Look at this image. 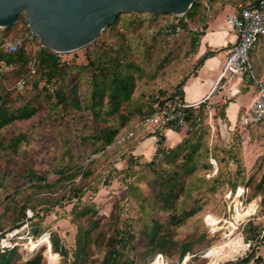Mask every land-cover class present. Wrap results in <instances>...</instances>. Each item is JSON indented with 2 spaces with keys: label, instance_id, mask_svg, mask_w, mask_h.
<instances>
[{
  "label": "trees",
  "instance_id": "trees-1",
  "mask_svg": "<svg viewBox=\"0 0 264 264\" xmlns=\"http://www.w3.org/2000/svg\"><path fill=\"white\" fill-rule=\"evenodd\" d=\"M248 1L254 3L256 0ZM210 3L211 0H196L180 17L171 13H121L87 44L90 46L86 54L87 62L74 64L75 70L71 64L61 59L59 53L42 46L38 38L34 42L23 41L22 47L15 51L4 50L3 45L7 40L30 32L23 15L11 26L0 28V161H10L16 154L19 158L17 169L10 172L12 178L9 182L13 190L6 195L8 202L0 212V218H4L14 211L10 218H6V221L10 219L8 230L2 231L0 225V264H44L43 247L24 257L19 244L15 243V234L11 236V246H1V239L9 229L21 226L34 239L41 236L45 232L41 209L47 210L45 204L50 201L47 193L58 192V197L65 198L66 201L73 198L79 200L85 182L94 180V175L99 173L97 170L104 166L101 162L104 157L123 148L133 151L139 139L138 132L134 131L132 136L118 141L120 135L156 112L165 100L174 98L183 101L184 80L171 84L164 78L173 76L175 68L172 62L181 51L182 39L189 38L190 47L195 45L197 37L194 30L197 28L193 29V26L203 20L210 10ZM145 20L156 23L157 26L152 34L154 37L152 36L150 44H145L141 55L146 56V59L152 58L151 51L155 46L157 61L149 64L132 56L135 54V47L126 33L129 25L139 28ZM166 24H170L173 29L179 26L180 34L171 37L163 33L161 28ZM210 54L211 52L202 54L193 64V69ZM19 80H23L21 87L16 85ZM81 82L85 86L80 85ZM205 108V104L186 108L184 120L187 126H191V130L185 128L187 135L172 146L158 147L157 152L163 156L159 159L160 164H168L169 168L163 166L157 170L153 167L155 160H158L156 157L145 164L152 167L153 173L159 178L153 198L156 201L155 209L166 214L165 224L152 219V226L143 224L137 235L130 231V220L122 222V226L117 221L100 225L101 220L95 218L96 210L92 204L74 205L72 221L77 224V232L71 252L62 246L60 237L53 232L49 234L51 248L47 244V249L60 256L63 264H149L158 253L170 259L175 257L173 261L178 264L186 257L184 264H190L192 260L200 261L197 264H205L208 256L203 255V252L211 245L212 237H208L205 231L182 239L175 237L177 227L202 210L197 197L216 192L225 183L231 187L232 192L243 186L241 197L245 202L264 193V171L254 183L249 176L246 182H240L241 185L238 186L236 180L231 181L225 176L222 166L228 162V158L238 164L239 160L231 148L224 150L227 154L225 159L213 154L215 146L208 147L203 138L204 132L200 130V134L195 135ZM41 111L45 113L42 118L38 116L37 119L44 123L41 125L44 126L43 131L49 132L48 127L51 129L53 125L51 131L62 135L61 141L66 151L61 156L66 154L71 161L74 156L77 158L67 168H55L59 175L52 182L48 180L46 172H38L37 168L24 161L25 151L20 150V143L25 140V136L21 133L14 136L2 133L13 122L29 119L33 115H39ZM73 111L77 114L72 115ZM219 116L223 117L221 111ZM68 120H78L79 124L74 129L75 134L71 136L66 135V131L62 129ZM253 127L254 125L250 126L249 134L254 137L256 127ZM66 129L70 131V128ZM190 131L192 133L189 134ZM161 139L163 138L160 137ZM132 155L128 154L126 159L129 165L135 162ZM209 157L216 161L218 167L214 175L206 178V173L212 170ZM237 166L236 173L239 176L241 170L239 164ZM242 167L245 168L244 164ZM6 174L7 171L0 176V188L5 186ZM76 176H79V182L74 181ZM127 192L145 200L143 191L137 184H130ZM177 194L184 196L180 205L177 203ZM260 202L264 208V197H261ZM246 223L242 228L245 232L243 240L251 243L250 249L245 256L226 264H247L250 260L254 264H264V256L254 254L261 229L251 223L247 226ZM49 259L50 255V264Z\"/></svg>",
  "mask_w": 264,
  "mask_h": 264
},
{
  "label": "rangeland",
  "instance_id": "rangeland-1",
  "mask_svg": "<svg viewBox=\"0 0 264 264\" xmlns=\"http://www.w3.org/2000/svg\"><path fill=\"white\" fill-rule=\"evenodd\" d=\"M129 27L126 29V33L130 40H132L134 44L133 46L135 47V54H132V56H135L142 61H146L148 64L157 61L155 46L151 51L152 58L146 59V56H141L143 55V47L145 44H150L152 40V34H154L157 27L156 23L147 22L145 20L139 28H135V25L130 28ZM122 30L124 31L125 28H122ZM89 49L90 46L87 45L73 51L61 52L59 54L62 60H65L73 67L74 64L79 65L87 62L86 54ZM73 68L74 70L76 69L75 67ZM171 78L178 77L174 75ZM80 85L85 86L83 82H81ZM218 111L219 110L217 109L212 110L206 106L201 118L200 126H197L198 129H196L195 135H199L200 130L201 132H204L203 138L208 147L212 148L215 146L213 154L221 155L226 159L227 154H225L224 150L227 151L230 150V148L236 154L239 160L238 164L241 174L238 176L236 173L238 164L228 158V162L222 165L227 178H230L231 181L236 180L239 186L241 183L246 182L249 179V176H251L252 182L254 183V181L259 179L260 175L264 171V129L260 132L257 130L256 132L255 144L258 142V144L261 145H257L259 149L257 148L255 152L256 155H254L251 145L254 144V137L249 134L251 136V141L253 140V142L250 143V140L241 136L240 131H234V129L231 130L228 127L226 128L222 126L223 120L222 117L219 116ZM44 113L45 111H41L39 112V115H33L29 119L15 121L12 125L4 128L2 133L8 135L11 134L13 136L21 133L25 136V140L20 143V150L25 151L26 158L23 157V159L25 158L26 160L24 161L33 165L35 169L37 168L38 172H46L48 174V180L52 182L59 175V173L55 171V168H58L59 166L67 168L68 166L73 165L77 158L74 156V159L71 161L66 154L65 156H61L62 152L66 151V148L63 147V143L61 141L62 135L58 132L51 131L53 125H51V129L48 127L49 132L43 131L42 128L44 126L41 125H44V123H40L37 119L38 116L42 118ZM76 114V111L72 112V115ZM77 122L78 120H68L67 124H64L62 129L66 131V135L71 136V134H75L74 129L79 125ZM67 127L70 128V131L66 129ZM185 128L191 130V126H187ZM185 128L179 130L183 132L182 136L187 135V130ZM142 133L144 134V132ZM142 133H138L139 139L135 143L136 145L133 147V151L128 148H123V150L112 153L101 160L103 163L102 166H104L101 170H97L99 173L96 171L97 174L94 175V180L85 182L83 194L79 200L73 198L71 201H66L65 198L58 197V192H53V194L47 193V196L50 197L48 198V200H50L49 203L45 204L47 210H44L43 208L41 209L43 216L42 226H45V232L42 233V237L39 236L34 239L32 236L24 232V226L12 230L9 229L5 236H12L15 234V243L19 244V250L24 254V257H28L30 252H35L40 249V247H43V262L44 264H49L48 256L52 254V252L50 249H47V244H50L49 246L51 248V243H49L50 240L45 238L50 233L53 232L57 234L61 239L62 246L69 249L71 252L74 237L77 232V224L72 221V209L74 205L92 204L96 210L95 218H100L101 220L100 225H103L105 222L113 223L117 221V224L122 226V222L130 220V231L136 233L137 235L140 234L139 230L142 228L143 224H146L149 227L152 226V219H157L158 222L165 224L164 220L166 219V214L163 211L155 209L156 201L153 198V195L157 190L156 184L158 183L159 178L153 173L152 167L150 168L145 165L156 157L158 160H155V165L153 167L157 170H160L163 166L169 168L168 164H160L159 159L163 156L157 152L158 147H168L165 145L167 144L165 134L152 137V149L148 151L147 147H140L142 145V141H144L143 139L148 136L146 134V136L142 137ZM188 133L190 134L192 131ZM160 137L163 139L160 140ZM75 152L78 153V151ZM128 154H133L132 156L135 160V162L131 165H129L126 160ZM20 155L21 152H19V156ZM16 156L17 154L15 157ZM14 158L10 161H0V176H3V174L7 171L5 186L4 188H0V212L3 210V205L7 201L5 199L6 195L13 190V187L9 182L10 178H12L10 172L17 169L16 163L19 161V158ZM209 161L212 164V170L206 173V178L214 175L218 167L216 161L212 157H209ZM242 164H244L245 168L242 167ZM78 179L79 176H76L74 181L79 182ZM132 183L137 184V186L143 191L142 194L144 195V201L133 196L131 192H127L128 187ZM242 190L243 186H239L234 192H232L231 187L225 183L222 187L218 188L216 192H209L206 195L197 197L202 205V210L190 219L186 220L184 224L177 227V232L175 233V237L177 239H182L191 234L204 231L208 237H212L211 245L203 252V255L208 256L205 264H226L229 261L245 256V253L247 252L245 249L241 254H236L232 257L224 256L223 252L237 236H240L241 242L245 239V232L242 228L246 222V225L251 223L253 226H256V228L261 229L259 234L260 239L257 243V247L255 246L254 254L255 256H264V208L263 203L260 202L261 197H264V193L245 202L241 197ZM247 194H249V191ZM183 198L184 196L182 194H177L178 205L181 204ZM251 204L254 205V210L249 213H245L248 206ZM40 206L41 204L37 207L39 208ZM13 212L14 211H11L7 217L0 218L2 231L8 230L10 219L9 221H6V218H10V214ZM27 212L28 214H31L30 210H27ZM237 213L243 214H239V216H237ZM136 244L139 245L141 243ZM158 256L159 253L155 255L151 262L153 263L155 260L161 261V258ZM53 257L54 256H51L49 259L50 261L52 259L51 264H54L53 262L55 259ZM161 257L165 264H178L176 261H173L176 259L175 257L171 259L170 257L166 258L163 255ZM184 259L187 260V257L182 259L181 264L185 263ZM62 260L63 259L60 258V256H57L55 264H63ZM192 261L193 262H190V264H197L200 262L198 260ZM85 264L90 263L86 262ZM247 264L254 263L250 260Z\"/></svg>",
  "mask_w": 264,
  "mask_h": 264
},
{
  "label": "crops",
  "instance_id": "crops-1",
  "mask_svg": "<svg viewBox=\"0 0 264 264\" xmlns=\"http://www.w3.org/2000/svg\"><path fill=\"white\" fill-rule=\"evenodd\" d=\"M250 2L248 0H211L210 10L204 15L203 20L198 22V25L193 26V29L194 27L197 28L194 30L197 37L195 45L190 47L189 38L184 37L182 39L181 51L172 62L175 68L173 76L175 75L178 78L164 79L171 82V84H175L181 79L184 80L182 84L183 101L195 103L205 98L210 92L225 62L230 46L236 39L234 32L229 29L226 16L235 13L239 3L248 4ZM206 52H211V54L196 69H193V64L196 60ZM250 61L257 76L264 78L263 44H258L251 50ZM231 90H237V92L232 94ZM255 90V85L249 76L245 74L234 75L227 78L222 88L209 95L205 105L212 110L221 111L223 114L222 126L231 130L234 129V131H240L243 138L246 137L251 141L249 135L250 126H241L238 123V117L250 105L255 96ZM253 128L256 130L254 129V144L251 145L253 154L256 155L255 152L261 144L259 145L258 142L255 144V135L257 130L260 132L264 129V121L254 125ZM182 134V131L167 130L165 132L167 144L165 145L168 147L172 146L180 140ZM152 140V137L147 138L142 141L143 146L141 145L140 147H147L148 151H150L152 149ZM252 142L253 140L250 143Z\"/></svg>",
  "mask_w": 264,
  "mask_h": 264
},
{
  "label": "built area",
  "instance_id": "built-area-1",
  "mask_svg": "<svg viewBox=\"0 0 264 264\" xmlns=\"http://www.w3.org/2000/svg\"><path fill=\"white\" fill-rule=\"evenodd\" d=\"M176 16V15H175ZM180 17V16H178ZM226 22L229 29L234 32L236 39L230 46L225 62L219 71L210 92L195 103H187L177 99H167L158 110L152 115L137 122L132 129L124 132L119 136L118 141L125 137L133 135V132H144L142 137H154L158 134L163 135L167 130H180L187 127L184 120L185 109L190 106L207 103V98L211 93L222 88L227 78L234 75H247L251 78L255 85V96L248 108H246L238 117V123L243 127L256 125L264 121V78H259L254 72L250 61V52L258 44H264V0H256L254 3H239L235 13L226 16ZM163 33L169 34L171 37H177L181 28L179 26L174 29L170 24L161 28ZM38 37L33 32H24L18 34L14 39H9L4 43L5 51L12 52L22 47L23 41H36ZM3 65V62H1ZM8 68H11L9 66ZM18 87L23 85V80H19L16 84ZM235 94L237 90H231ZM156 106V105H155ZM156 144V143H155ZM243 191V190H242ZM45 234V233H44ZM43 235H41L42 237ZM11 236H5L1 239V246H11ZM49 240V235L46 236ZM245 251L250 249V242L242 241ZM161 262L163 259L161 255Z\"/></svg>",
  "mask_w": 264,
  "mask_h": 264
},
{
  "label": "water",
  "instance_id": "water-1",
  "mask_svg": "<svg viewBox=\"0 0 264 264\" xmlns=\"http://www.w3.org/2000/svg\"><path fill=\"white\" fill-rule=\"evenodd\" d=\"M196 0H0V28L23 14L42 46L61 53L91 43L121 13L184 15Z\"/></svg>",
  "mask_w": 264,
  "mask_h": 264
},
{
  "label": "bare ground",
  "instance_id": "bare-ground-1",
  "mask_svg": "<svg viewBox=\"0 0 264 264\" xmlns=\"http://www.w3.org/2000/svg\"><path fill=\"white\" fill-rule=\"evenodd\" d=\"M238 208V207H237ZM252 210H254V205H249L248 208H247V211H245V213H249L251 212ZM239 212V211H238ZM242 215L243 213H237V216ZM214 220V219H213ZM232 224V223H231ZM242 238V237H241ZM50 252V251H49ZM53 252V251H52ZM242 252H244V246L240 240V236H237L233 242L228 245L226 248H225V251L223 252L224 253V256L226 257H232L236 254H241ZM51 256H54L53 258L55 259L54 260V264L56 263L55 261L57 260V256L56 254H50V258ZM52 262V259L50 261V264ZM152 263V262H151ZM152 264H165L164 262H161L159 260H155Z\"/></svg>",
  "mask_w": 264,
  "mask_h": 264
}]
</instances>
